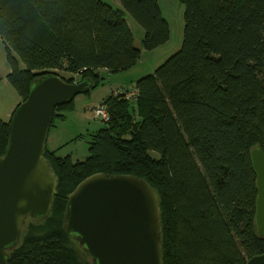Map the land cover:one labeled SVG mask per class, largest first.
<instances>
[{
	"label": "trees",
	"instance_id": "trees-1",
	"mask_svg": "<svg viewBox=\"0 0 264 264\" xmlns=\"http://www.w3.org/2000/svg\"><path fill=\"white\" fill-rule=\"evenodd\" d=\"M116 1L117 7L103 0H0V37L12 68L7 80L22 102L47 74L68 73L61 76L68 83L91 79L97 87L100 70L116 74L136 65L142 51L126 15L144 30L147 51L170 41L160 0ZM179 2L181 48L137 81L135 104L126 99L132 90L107 100L111 120L90 135L87 158L74 161L47 147L58 195L49 218L28 221L9 264H81L73 246L86 254L64 230V216L68 196L97 173L134 175L156 191L164 264H246L264 254L250 157L256 145L264 150V0ZM73 107H57L51 128ZM9 126L0 119V158ZM59 212L62 225H53Z\"/></svg>",
	"mask_w": 264,
	"mask_h": 264
},
{
	"label": "water",
	"instance_id": "water-1",
	"mask_svg": "<svg viewBox=\"0 0 264 264\" xmlns=\"http://www.w3.org/2000/svg\"><path fill=\"white\" fill-rule=\"evenodd\" d=\"M93 88L91 79L72 84L47 74L15 110L0 158V264H9L29 220L43 222L52 213L59 179L45 153L56 108ZM250 157L258 192L255 230L264 239L262 146L253 147ZM64 230L92 264H164L159 196L140 177L97 173L85 179L68 196ZM246 264H264V254Z\"/></svg>",
	"mask_w": 264,
	"mask_h": 264
},
{
	"label": "rangeland",
	"instance_id": "rangeland-1",
	"mask_svg": "<svg viewBox=\"0 0 264 264\" xmlns=\"http://www.w3.org/2000/svg\"><path fill=\"white\" fill-rule=\"evenodd\" d=\"M103 1L115 7L120 5L116 0ZM160 5L165 18L170 23V41L161 47L160 50L147 51L143 47L144 30L129 15H126L125 19L135 38V46L142 51L141 58L136 65L124 72L112 74L108 69L100 70L99 85L89 93L78 95L74 99V107L66 113V120L56 121L50 131L48 145L59 143H64L65 145L67 143L58 152V155L62 157L71 156L74 161L85 160L89 155L88 141L90 135L98 133L107 125L102 119L95 117V109L98 106L107 105V100L116 93L118 94L120 90H132L139 79L154 73L156 68L163 64L166 59L179 51L184 39V7L179 0H160ZM8 54L6 46L0 37V119L4 122L11 120L15 110L23 101L18 91L7 80L8 75L12 71L8 61ZM12 55L18 60L20 68L25 69L24 63L19 56L14 52H12ZM60 75L66 79L71 78L68 73H61ZM130 101L133 102L132 100ZM131 108L133 109V105H131ZM136 117H139V114H136ZM151 155L154 158L159 157L157 153H151ZM54 218L51 217V223L61 226L60 212ZM42 224L44 225L38 226L36 230L46 229V222ZM73 248L76 250L81 264H90L89 258L75 246Z\"/></svg>",
	"mask_w": 264,
	"mask_h": 264
},
{
	"label": "built area",
	"instance_id": "built-area-1",
	"mask_svg": "<svg viewBox=\"0 0 264 264\" xmlns=\"http://www.w3.org/2000/svg\"><path fill=\"white\" fill-rule=\"evenodd\" d=\"M119 93L115 94L114 96L117 97ZM137 92L133 91L127 94L126 99L127 100H136ZM95 117L102 119V121L108 123L111 120V113L109 111V108L107 105L98 106L95 111Z\"/></svg>",
	"mask_w": 264,
	"mask_h": 264
},
{
	"label": "crops",
	"instance_id": "crops-1",
	"mask_svg": "<svg viewBox=\"0 0 264 264\" xmlns=\"http://www.w3.org/2000/svg\"><path fill=\"white\" fill-rule=\"evenodd\" d=\"M133 101V100H132ZM131 104H135L134 101L131 102ZM52 129V128H51ZM51 131V130H50ZM50 135V134H49ZM65 145H67V143H65ZM64 143H59V144H55V145H48V148L52 151H57V154L58 152L65 146Z\"/></svg>",
	"mask_w": 264,
	"mask_h": 264
}]
</instances>
